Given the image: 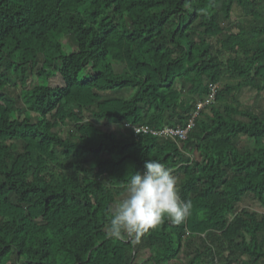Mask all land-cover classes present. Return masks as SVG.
<instances>
[{"label":"trees","instance_id":"trees-1","mask_svg":"<svg viewBox=\"0 0 264 264\" xmlns=\"http://www.w3.org/2000/svg\"><path fill=\"white\" fill-rule=\"evenodd\" d=\"M243 87L264 93V0H0V264H264V111ZM192 118L183 140L125 126ZM146 159L191 215L110 238Z\"/></svg>","mask_w":264,"mask_h":264},{"label":"clouds","instance_id":"clouds-1","mask_svg":"<svg viewBox=\"0 0 264 264\" xmlns=\"http://www.w3.org/2000/svg\"><path fill=\"white\" fill-rule=\"evenodd\" d=\"M190 200L179 196L177 179L156 159H146L143 171H136L126 185L124 195L108 209L107 235L122 239L155 229L165 219L182 224L191 215Z\"/></svg>","mask_w":264,"mask_h":264},{"label":"rangeland","instance_id":"rangeland-1","mask_svg":"<svg viewBox=\"0 0 264 264\" xmlns=\"http://www.w3.org/2000/svg\"><path fill=\"white\" fill-rule=\"evenodd\" d=\"M221 15L219 13H217V17L219 18ZM223 23V22H222ZM64 42L68 43L71 45L69 39H65ZM36 82L33 79H29L27 81L26 86H33ZM49 83L50 84H58L60 83V79L56 76H51V78L49 79ZM184 89L182 90V97L185 98L187 95V90L189 88V85L186 84V86L183 87ZM6 93L8 96H17L18 95V88H16V86L12 85V86H7L5 89ZM256 94H258V96L256 97ZM127 94H125L126 96ZM237 99H239L241 101L242 104H248L251 105L254 103L255 99L258 100V105L257 108L258 110L264 111V93L263 92H256L253 88L250 87H243L242 89L239 90L238 94H237ZM86 118L88 120H91L92 122L96 123L97 125H103L105 123V120H97L96 118H94L93 116H91L90 114H86ZM60 135L63 138L66 133H65V128L60 129ZM236 143L237 146L240 149H252L254 146V141L251 138L246 137L245 135H240L236 138ZM175 176V175H174ZM239 204L236 205V209H239ZM249 207L252 209H256L258 211H261V209L259 207H257V205H255V203L250 200V199H245L241 204H240V208L241 207ZM185 243V242H184ZM189 250H186V253H188ZM144 256H147V253L144 252ZM186 259V258H185ZM183 261V260H182Z\"/></svg>","mask_w":264,"mask_h":264},{"label":"built area","instance_id":"built-area-1","mask_svg":"<svg viewBox=\"0 0 264 264\" xmlns=\"http://www.w3.org/2000/svg\"><path fill=\"white\" fill-rule=\"evenodd\" d=\"M212 99V97H210V99H208L207 101H199L197 103V109L196 112L194 113V116H196L199 112V110H201L208 102H210V100ZM126 128L130 129L131 132H133L134 134H140V133H150L153 136L157 137V138H161V139H180L183 140L187 137V132L190 130V128L193 126V118L190 119L189 124L183 128V127H171V126H164L160 129H153L150 128L148 126L145 125H134V126H130L128 124H125Z\"/></svg>","mask_w":264,"mask_h":264}]
</instances>
